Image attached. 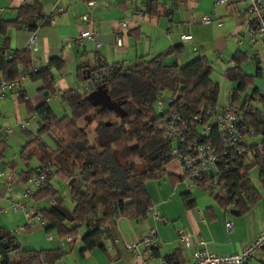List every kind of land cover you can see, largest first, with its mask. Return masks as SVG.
Returning <instances> with one entry per match:
<instances>
[{"label": "crops", "instance_id": "crops-1", "mask_svg": "<svg viewBox=\"0 0 264 264\" xmlns=\"http://www.w3.org/2000/svg\"><path fill=\"white\" fill-rule=\"evenodd\" d=\"M34 1L0 0V48L7 46L10 51L26 50L34 35L36 46L29 49L33 66L43 69L48 67L51 59H61L62 66L51 69L55 90L52 96L60 97L61 92L69 89L85 93L88 87L87 83L78 78L80 68L89 73L99 67L101 62L133 67L139 57L153 58L176 46L182 47L178 55L179 62L187 63L198 56H205L211 64L212 72L213 68L219 65L223 76L232 66L234 54L238 51L246 53L248 59L242 65V70L255 78L252 86L238 93L239 98L250 97L254 92L261 94L264 91V54L259 53L249 41L251 21L247 14V0H233L227 6L217 5L216 0H159L156 15L143 12L145 0H96L92 9L87 6L88 0H38L45 16L49 18L48 23L38 26L35 32L16 29L13 26L2 27V23H9L17 18L22 5L33 4ZM262 2L264 4V0ZM86 12L91 13L96 25L99 48H95L94 42L89 40L77 41V35L86 29V24L80 19ZM203 16H208L210 23H203ZM50 19L54 21L53 24H50ZM122 21L127 22L126 28L120 26ZM180 34H189L192 39L182 41ZM118 37L121 39L120 46L117 45ZM175 60L176 56H170L166 62L172 63ZM228 86L230 93L227 96L223 87L221 92L219 87V111L230 104L231 92L237 89L238 84L229 81ZM43 87L41 80L25 78L0 100V118L7 113L14 118L15 125H18L34 114L32 111L43 103L50 107L48 96L44 95L47 91H44ZM21 95H24V100L20 99ZM50 109L52 110L51 107ZM8 128L12 130L11 133H6L5 128L0 126V135H7L9 147L15 145L17 139L15 142L10 139L14 128ZM19 130L24 141L19 144L18 154H13L3 162L4 153L0 161V231L14 237L23 249H60L67 254L74 249L76 240L67 242L66 237L54 239L34 216L37 210L36 200L31 197L26 202L29 213L27 216L24 211L11 210L12 202L22 196L25 182L20 180V177L38 166L35 159L26 163L20 158L19 153L28 142L29 135L26 131ZM256 140H261V137L258 135ZM171 162L172 160L165 164L163 172L157 178L167 176L168 184L159 183L155 187L148 185V182L157 179L146 182L152 204L148 217L117 218L112 228L114 242L107 245V254L98 248L82 252L81 242L80 255L86 259L81 260L79 264H85L88 258L98 264H136L133 252L126 249L125 243H132L137 236L153 234L160 242L157 248L146 251L139 245L146 264H158L159 257L172 255L178 256L181 264H186L192 260L194 249L179 243L178 228H185L194 238L202 239L204 244L199 248L214 254L240 253L246 244L264 231V183L259 179L257 166L249 171V175L260 198L246 213L239 214L235 205L230 206L233 207L230 210L217 202L215 196L222 189L208 193L202 185L196 184L200 191L197 189L196 193H193V188L183 182L185 179L180 174L179 164L177 167L172 163L173 167L167 169ZM253 170L256 171V179L252 176ZM11 175L17 178V182L9 180ZM72 180H76V177L70 174L65 182ZM180 183L185 186L180 193L181 201L175 192ZM9 186L12 187L11 191ZM153 209L160 211V220L152 218ZM229 222L233 224L230 232L225 227ZM88 252L90 253L87 254ZM260 253L263 255L262 251ZM252 260L250 259L248 264H251Z\"/></svg>", "mask_w": 264, "mask_h": 264}, {"label": "trees", "instance_id": "trees-1", "mask_svg": "<svg viewBox=\"0 0 264 264\" xmlns=\"http://www.w3.org/2000/svg\"><path fill=\"white\" fill-rule=\"evenodd\" d=\"M159 4V0H145L143 12L156 15ZM48 20L41 4L35 0L33 4L22 5L17 18L2 23V27L13 26L34 32ZM181 51L182 47L176 46L153 58L139 57L133 67L101 62L89 73L79 69L78 78L85 83L92 81L94 89L106 90L111 102L117 103L120 114L110 104L96 106L89 97V90L79 93L74 89L60 93L61 101L67 103L71 110L70 115L58 117L45 103L32 111L38 114V120L32 125L34 129L23 130L28 133L29 140L21 149L20 158L26 163L37 160V167L45 164L50 169L51 166L56 169L50 170L51 177L42 187L34 190L31 197L37 202L48 196L55 197L58 190L50 183L55 175L63 181L70 174L76 177V180L69 182V195L73 203L70 211L58 201L52 209L41 208L40 217L45 222L47 232L55 231L58 238H64L77 235L84 227L81 251L99 248L107 254V245L114 242L112 228L117 218L148 217L152 204L146 182L160 177L165 164L173 159L166 135L155 127L159 117L155 107L158 96L161 93L170 96L179 94L174 106L185 119L195 115L205 119L208 111L217 109L219 85L211 78L212 67L208 59L198 56L181 63L178 61ZM170 56H176V60L167 63L166 59ZM247 59L246 53L236 52L231 61L233 65L224 76L238 84L237 89L231 92L230 104L245 115L246 125L254 128L264 142V95L254 92L243 99L238 95L252 86L255 78L242 70ZM61 66V59L53 58L48 67L32 73L30 78L41 80L47 96L53 95L51 69ZM33 67L30 51H10L7 46L0 48V75L4 79L17 80ZM96 75H102V81H96ZM20 99L24 100V95ZM90 114L91 120H98L95 135L99 145L92 144L87 132L78 124ZM211 125L210 133H198L197 137L216 142V126L213 121ZM7 148V135H0V161ZM59 155L67 160L69 171L57 163ZM143 159L148 166L137 168L135 162ZM255 166L259 169V179L264 183V157L253 143L248 144L241 153H233L219 162V171L225 183L222 191L215 196L220 205H235L237 212L243 214L258 201L259 192L249 175ZM37 167L27 171L20 180L26 182ZM260 251L263 253L261 264H264V246ZM0 255V264H57L66 253L60 249H23L14 237L0 231ZM165 258L170 264H181L178 256Z\"/></svg>", "mask_w": 264, "mask_h": 264}, {"label": "built area", "instance_id": "built-area-1", "mask_svg": "<svg viewBox=\"0 0 264 264\" xmlns=\"http://www.w3.org/2000/svg\"><path fill=\"white\" fill-rule=\"evenodd\" d=\"M233 0H216L217 5H229ZM247 14L251 21V30L249 41L257 46V51L264 54V4L262 0H247ZM96 5V0H88L87 6L92 9ZM61 11V10H60ZM81 22L86 24V29L82 30L77 35V41L83 42L89 40L94 42L95 48L100 47L98 41V31L92 19L91 13L86 12L81 17ZM203 23H210L208 16H203ZM54 21L50 19V24ZM220 25V23H219ZM120 26L126 28L127 22H120ZM35 32V31H34ZM119 36V35H118ZM179 38L182 41H190L192 36L189 34H180ZM36 37L33 35L27 45L30 48L36 46ZM117 45H121V39L117 40ZM233 65V63H232ZM123 69V68H122ZM39 68L33 67L31 71L24 72L19 79L9 81L0 75V100L6 94L18 86L25 78ZM102 75H96V81H102ZM264 95V91L261 93ZM179 94L170 96L166 93H161L155 103L156 112L159 115L155 127L164 132L169 144L170 155L175 159L180 166V174L184 179H190L196 184L202 185L204 190L212 193L218 189H223L224 180L219 171V162L227 159L233 153H241L243 149L251 144L252 139L257 138V133L254 128L246 125L245 115L234 105L227 104L220 111H208L205 119L203 116L195 115L191 119H185L174 106ZM207 119V120H206ZM38 120V114H32L28 119L19 123L21 130L30 128L34 122ZM216 126L217 141L197 137L198 133L206 135L212 129V121ZM10 128L6 129V133H11ZM256 149L264 157V142L258 140L252 142ZM50 168L42 164L36 168L35 172L30 175L23 187L21 198L14 200L11 204L13 212L24 211L26 216L27 200L31 198L34 190L42 187L47 178L51 177ZM2 173H0V177ZM11 182H17V178L10 176ZM9 191L12 187L9 186ZM48 206L52 209L57 205V200L54 197H47ZM41 208L35 210V218L41 225L45 226V222L40 217ZM151 216L154 220H160L161 215L158 209H153ZM227 231H232L233 224L229 222L225 225ZM177 238L179 243L186 248H193L192 260L186 264H247L248 261L255 257L256 253L264 246V231L259 233L250 243L246 244L240 253L229 254H214L199 248L204 242L202 239L194 238L193 235L185 228L177 229ZM75 238L68 235L67 242H74ZM160 242L156 235H144L135 237L132 243H125L126 249L132 251L136 264H146L144 254L141 252L139 245H142L145 250L155 249ZM2 257L0 255V263ZM158 264H170L165 257L158 258Z\"/></svg>", "mask_w": 264, "mask_h": 264}, {"label": "rangeland", "instance_id": "rangeland-1", "mask_svg": "<svg viewBox=\"0 0 264 264\" xmlns=\"http://www.w3.org/2000/svg\"><path fill=\"white\" fill-rule=\"evenodd\" d=\"M254 48L257 49L256 46H254ZM258 50V49H257ZM212 78L219 82V87H220V92L222 91V87H223V91L225 92L226 96L228 95L229 92V81L223 76V70L221 67L215 66L213 68V72H212ZM48 103L50 105V107L53 110V113L58 116L61 117L63 115H70L71 114V110L68 106L67 103L62 102L59 96H48ZM94 104L98 107H101L104 104V100H103V96L99 95L98 97H94L93 98ZM110 105L112 106H117V103L115 102H110ZM117 108V112L118 114H120V110L118 107ZM91 114H93L95 116V113L92 112ZM90 115L82 118L79 121V126L82 127L88 134L89 140L92 144H96L99 145V142L97 140V137L95 135V128L96 125L98 123L97 118H94V120L90 119ZM17 125V124H16ZM15 125V120L13 117H11L9 114L6 113V115H4L3 117L0 118V126L4 127L5 131L6 128L8 127H12L14 128V132L13 134H11L10 139L15 142V140L17 139V142H15V145H11L7 148V150L5 151V157L3 162H6L8 158H10L13 154H18L19 152V148L20 145L19 144H23L24 141V137L21 133V131L19 130V124L16 126ZM31 129H34V126L30 127ZM29 129V128H28ZM253 142H256V138L252 139ZM62 154V153H61ZM57 163L59 164V166L64 169L65 171H69V165L66 159H64V157L62 155H59L57 158ZM71 160V159H70ZM34 163V162H33ZM172 163L177 165L178 167V163L175 159H172L171 164L167 167V169H171ZM31 165H33L31 163ZM135 165L137 168L142 169V168H146L148 166V163L145 159L140 160L135 162ZM56 168L51 166V170L54 171ZM179 171V168H178ZM256 171L253 170L252 171V176L255 178V173ZM177 174H179V172H177ZM180 175V174H179ZM256 179V178H255ZM254 179V180H255ZM183 182H185V184L187 183L190 187L193 188V193H196V190L198 189V191H200L199 187L196 185V183H194L193 181H191L190 179H185L183 180ZM50 183L58 190V194L54 197L61 206H63L64 208L68 209L69 211L72 209L73 207V203L70 199V195H69V183L63 181L61 178H59L57 175H55L53 178H51ZM159 183L164 184V183H169V181L167 180V176L161 177L157 180H153L148 182V185H153L155 187H157L156 185H158ZM185 188V186L180 183L178 184V187L176 189V197L181 201L180 198V193L183 192V189ZM172 189V188H171ZM28 201V200H27ZM29 203V202H28ZM48 201L46 198L42 199L41 201L37 202L36 206L37 209L38 208H42V207H47L48 206ZM233 207H229L228 209H232ZM85 228L82 227L77 235H74L73 237L76 240V244L75 247L72 251H68V253L64 256V258L59 261L57 264H79L81 262V260H85L86 258L81 257L80 255V246H81V235L85 232ZM51 234V236L54 239H57V235L55 233V231H50L49 232ZM99 249V248H98ZM97 251V250H95ZM90 252H88L87 254H89ZM100 253V252H97ZM259 253V254H258ZM101 255V254H100ZM88 257V256H87ZM263 255L260 253V251H258L255 255L254 258H252V262L251 264H261V259H262ZM85 264H98V263H94L92 260H89V258L86 260Z\"/></svg>", "mask_w": 264, "mask_h": 264}, {"label": "water", "instance_id": "water-1", "mask_svg": "<svg viewBox=\"0 0 264 264\" xmlns=\"http://www.w3.org/2000/svg\"><path fill=\"white\" fill-rule=\"evenodd\" d=\"M87 87H88V90H89V97L90 98H94V97H98L99 95L103 96V100H104V104L108 105L110 104L111 100H110V97L108 96L106 90H103V89H100V88H96L94 89V85L92 83V81H87ZM45 96L48 95L47 92L44 93Z\"/></svg>", "mask_w": 264, "mask_h": 264}]
</instances>
